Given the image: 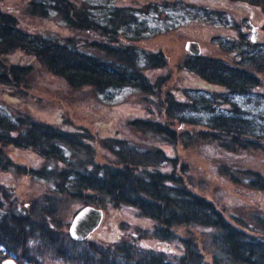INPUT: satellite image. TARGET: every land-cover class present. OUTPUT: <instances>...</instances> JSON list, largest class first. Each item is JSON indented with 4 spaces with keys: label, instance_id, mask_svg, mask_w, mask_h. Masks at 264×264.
<instances>
[{
    "label": "trees",
    "instance_id": "obj_1",
    "mask_svg": "<svg viewBox=\"0 0 264 264\" xmlns=\"http://www.w3.org/2000/svg\"><path fill=\"white\" fill-rule=\"evenodd\" d=\"M230 1L257 5L264 15V0ZM29 9L38 15H45L51 9L61 15L68 26L95 33L104 41H94L86 46L99 51L104 58L78 50L69 40L59 42L32 36L19 28L15 16L1 8L0 56L22 50L34 56L52 75L62 78L72 89L89 87L95 94H102L109 89L131 87L145 96H160L169 77L166 75L155 82L149 80L142 71L144 68L140 67L136 49L130 44H122L119 39V28L132 24L135 21L133 14L117 9L111 13L108 23L102 26L70 0H49L48 3L45 0L32 1ZM245 44L249 50L243 47L238 50L241 45L234 41L225 44L228 52H238L239 60H235V64L213 57L190 55L181 66L206 84L221 89V93L213 91L207 95L202 94L199 98L181 100L166 91L161 101L163 106L157 105L158 111H163L167 119L181 124L198 123L193 118L186 117L189 113L201 109L212 113L204 123L210 132L199 134L192 145H201L211 140L232 152L238 151L243 143L254 147L262 146L264 130L257 133L251 120L232 101L233 96L245 95L260 88V95L264 99L263 83L258 77V74L264 73V52L254 49L256 43L251 39ZM164 66L165 57L162 54L148 55L147 68ZM32 71L31 66H7L0 62V84L26 87ZM216 108L225 112L215 111ZM166 118L165 121L134 119L129 125L143 134L149 133L167 143L175 144L178 136L166 122ZM91 139L88 131L67 130L63 123L35 121L28 114L12 119L0 113V172L14 171L30 178L55 182L54 195L42 202L29 204V211L39 214L43 219L48 216L56 217L60 222L57 223L59 228L62 224L65 225L62 221L65 219L66 209L74 204H79V209L90 206L102 211L109 206L120 208L128 205L136 209L138 216L155 222L154 237L160 242L169 243L172 240L171 229L174 227H192L210 234L212 251L211 260L207 262L200 255L197 245L192 240L185 239L182 241L185 251L179 258L169 259L157 254L137 257L132 245L126 240H119L113 246L114 256L109 253L111 248L113 250L109 244H91L88 257L92 258L79 257V263L113 264L118 258L126 264H264L262 214L251 213L249 220L233 217L237 223V226H233L213 202L188 189L183 180L186 165L181 164L180 173L177 172V160L167 156L162 149L154 146L140 148L126 139L108 138L100 144L111 155L110 164H96L89 144ZM10 147L32 150L46 161L61 165V168L46 166L34 169L17 165L6 154V149ZM230 175L233 183H240V178H246L249 188L264 192V177L259 173L231 169ZM56 197H59V201ZM11 201L3 185H0V230L30 228V216L15 214ZM43 226L39 222L34 228L46 229ZM75 242L84 243L86 240ZM74 260L77 263V259Z\"/></svg>",
    "mask_w": 264,
    "mask_h": 264
},
{
    "label": "rangeland",
    "instance_id": "obj_2",
    "mask_svg": "<svg viewBox=\"0 0 264 264\" xmlns=\"http://www.w3.org/2000/svg\"><path fill=\"white\" fill-rule=\"evenodd\" d=\"M32 1L43 0H0V8L15 16L19 28L32 36L59 42L69 40L78 50L104 58L99 51L86 46L94 41H102V38L95 33L68 26L61 15L51 9H48L45 15L32 13L29 9ZM70 1L102 26L108 23L111 13L117 9H124L125 13L134 15L135 21L132 24L119 28V39L122 44H130L136 49L140 67L144 68L142 71L149 80L155 82L166 75L169 77L159 93L160 96H150V99L149 96L131 87L109 89L102 94H95L89 87L72 89L62 78L52 75L34 56L22 50H15L0 56V62L7 66H31L33 71L26 87L15 88L0 84V113L12 119L28 114L35 121L63 123L67 130L88 131L92 137L89 144L93 149V161L96 164H110L111 161V155L100 144L104 139H126L140 148L158 147L167 156L177 160V172L180 173L181 164L186 165L187 171L183 174V180L188 189L213 202L233 226H237L233 217L249 220V216L254 212L264 216V192L249 188L246 178L239 177L242 181L233 183L230 175L231 169H239L257 172L264 177V140L259 147L243 143L235 152L227 151L211 140L201 145H192L199 134L210 132L204 123L212 113L203 109L189 113L186 117L193 118L198 123L181 124L176 120L167 119L163 111L159 112L157 109L158 106H163L161 101L166 91H170L181 100L199 98L202 94L207 95L213 91L221 93V89L206 84L181 67L184 60L191 55L186 51L185 44L189 41L195 42L199 47L198 55L235 64V60H239L238 52H228L224 46L234 41L241 45L238 50L241 47L249 50L245 42H250L253 27L258 28L254 49L264 52L263 13L230 0ZM154 53H160L165 57L164 67L147 68L148 55ZM258 77L263 83L264 90V73L258 74ZM260 89L232 97V101L251 120L259 134L264 130V99L260 95L262 92ZM215 111L225 112L218 108ZM151 118L160 121H165L166 118V122L176 132L178 141L170 144L152 134H143L129 125L134 119ZM6 154L15 164L26 168L38 169L46 166L61 168V165L46 161L32 150L10 147L6 149ZM0 185H3L8 197L13 201L14 213L27 214L31 218L30 228L19 230L23 231L25 239L59 238L61 245L64 246L63 255L67 259H63L64 264L75 263L74 258L77 259L75 264H81L79 257H88V248L91 244L98 246L109 244L113 247L119 240H126L132 245L137 257L157 254L169 259L183 256L185 248L182 241L192 240L204 260L207 262L211 260L212 246L209 243V233L192 227L178 226L171 229L173 235L169 243L160 242L154 237L155 222L138 216L136 209L128 205L120 208L109 206L103 211L98 228L89 235L86 242L76 243L68 236V229L80 208L79 204L66 209L62 222L68 225L65 227L62 224L61 228L57 227L60 222L56 217L48 216L43 219L39 214L35 215L29 211V204L42 202L54 195L55 182L8 171L0 172ZM55 199L59 201V197ZM75 210L76 213H73ZM39 222H42L46 229L36 230L34 226L37 227ZM244 230L251 233L247 229ZM38 231L49 232L46 235L39 234ZM41 243L40 245L31 242L27 247L34 254L42 252L45 256L50 255L51 244L46 241ZM111 249L109 253L114 256L115 248ZM113 264L126 263L116 258Z\"/></svg>",
    "mask_w": 264,
    "mask_h": 264
},
{
    "label": "flooded vegetation",
    "instance_id": "obj_3",
    "mask_svg": "<svg viewBox=\"0 0 264 264\" xmlns=\"http://www.w3.org/2000/svg\"><path fill=\"white\" fill-rule=\"evenodd\" d=\"M240 3H242L245 7L261 11V8L257 5L249 4L248 2ZM257 32L258 28L253 27L250 37L253 43L256 42L255 38ZM22 232L23 231L19 230H0V264H64V246L61 245L62 242L59 240V238H53L50 240L35 238L34 240H29L25 239V236ZM37 233L47 235L45 231H38ZM43 241L49 242L51 244L49 248L50 255L45 256V254H42V252L40 254H34L27 247L28 243L35 242L41 245V242Z\"/></svg>",
    "mask_w": 264,
    "mask_h": 264
},
{
    "label": "water",
    "instance_id": "obj_4",
    "mask_svg": "<svg viewBox=\"0 0 264 264\" xmlns=\"http://www.w3.org/2000/svg\"><path fill=\"white\" fill-rule=\"evenodd\" d=\"M185 49L191 55L199 54L198 44L187 42ZM103 217V211L90 206L81 208L72 218L68 229V235L74 241L85 240L93 231H95Z\"/></svg>",
    "mask_w": 264,
    "mask_h": 264
}]
</instances>
